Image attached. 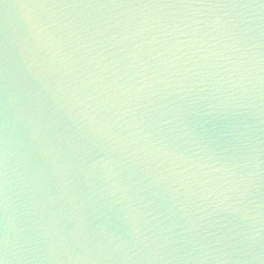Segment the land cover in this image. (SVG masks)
Masks as SVG:
<instances>
[{"label": "water", "instance_id": "obj_1", "mask_svg": "<svg viewBox=\"0 0 264 264\" xmlns=\"http://www.w3.org/2000/svg\"><path fill=\"white\" fill-rule=\"evenodd\" d=\"M0 264H264V0H0Z\"/></svg>", "mask_w": 264, "mask_h": 264}]
</instances>
